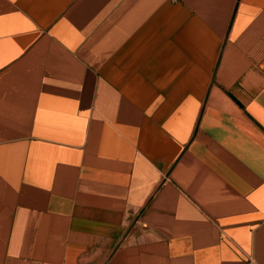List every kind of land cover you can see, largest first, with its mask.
Segmentation results:
<instances>
[{
    "label": "crops",
    "instance_id": "1",
    "mask_svg": "<svg viewBox=\"0 0 264 264\" xmlns=\"http://www.w3.org/2000/svg\"><path fill=\"white\" fill-rule=\"evenodd\" d=\"M0 264H264V0H0Z\"/></svg>",
    "mask_w": 264,
    "mask_h": 264
}]
</instances>
